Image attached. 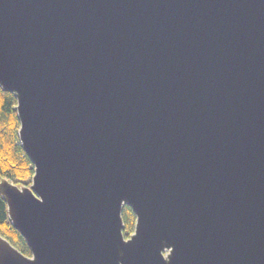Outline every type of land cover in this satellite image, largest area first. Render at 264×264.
<instances>
[{
  "label": "water",
  "instance_id": "1",
  "mask_svg": "<svg viewBox=\"0 0 264 264\" xmlns=\"http://www.w3.org/2000/svg\"><path fill=\"white\" fill-rule=\"evenodd\" d=\"M0 88V264H264V0H0Z\"/></svg>",
  "mask_w": 264,
  "mask_h": 264
},
{
  "label": "trees",
  "instance_id": "2",
  "mask_svg": "<svg viewBox=\"0 0 264 264\" xmlns=\"http://www.w3.org/2000/svg\"><path fill=\"white\" fill-rule=\"evenodd\" d=\"M17 103L14 95L0 88V179H9L14 184L29 185L34 167L19 142L20 121L14 107ZM123 233L128 237L135 227V213L130 206L122 209ZM0 234L26 255H30L25 238L20 235L7 213L6 203L0 196Z\"/></svg>",
  "mask_w": 264,
  "mask_h": 264
}]
</instances>
